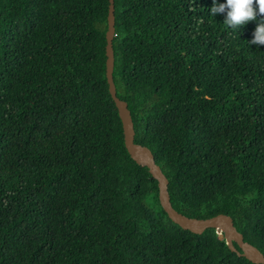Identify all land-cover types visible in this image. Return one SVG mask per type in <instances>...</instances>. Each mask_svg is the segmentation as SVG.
<instances>
[{
	"label": "trees",
	"instance_id": "16d2710c",
	"mask_svg": "<svg viewBox=\"0 0 264 264\" xmlns=\"http://www.w3.org/2000/svg\"><path fill=\"white\" fill-rule=\"evenodd\" d=\"M108 5L0 0V264H252L214 229L172 223L129 157ZM213 6L114 0L113 82L172 207L230 216L264 255V46L256 21L232 31Z\"/></svg>",
	"mask_w": 264,
	"mask_h": 264
},
{
	"label": "water",
	"instance_id": "95a60500",
	"mask_svg": "<svg viewBox=\"0 0 264 264\" xmlns=\"http://www.w3.org/2000/svg\"><path fill=\"white\" fill-rule=\"evenodd\" d=\"M107 30L105 33L106 81L109 95L117 109L122 125L124 146L129 157L140 166L148 169L150 175L157 181L158 200L168 219L180 227L196 235H201L207 229H214L220 240L225 241L228 249L238 257L247 259L252 264H264V255L253 245L245 242L243 236L236 230L230 216L218 214L208 219H195L178 213L171 205L168 193V180L160 167L155 163L151 151L134 142V128L127 108V103L116 96L113 82L114 54L112 40L115 34L114 0H108ZM237 246V248L234 246Z\"/></svg>",
	"mask_w": 264,
	"mask_h": 264
},
{
	"label": "clouds",
	"instance_id": "9594fccd",
	"mask_svg": "<svg viewBox=\"0 0 264 264\" xmlns=\"http://www.w3.org/2000/svg\"><path fill=\"white\" fill-rule=\"evenodd\" d=\"M226 13L224 25L232 30H239L249 22L256 21L257 27L253 32L250 44L257 48L264 46V0H226V3L216 4L211 8V15Z\"/></svg>",
	"mask_w": 264,
	"mask_h": 264
}]
</instances>
